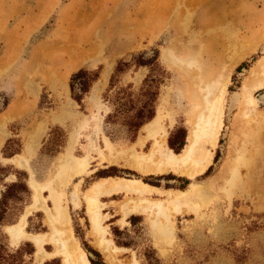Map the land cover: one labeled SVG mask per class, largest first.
Wrapping results in <instances>:
<instances>
[{"label":"rangeland","instance_id":"1","mask_svg":"<svg viewBox=\"0 0 264 264\" xmlns=\"http://www.w3.org/2000/svg\"><path fill=\"white\" fill-rule=\"evenodd\" d=\"M241 50L248 54L230 69L223 126L203 172L192 179L173 173L142 174L125 163L100 160L103 136L115 151L139 155L148 153L159 139V135L147 138L138 147L135 143L146 137L148 123L131 133L122 124L105 122L112 106L103 94L117 62L124 60L129 66L116 76L110 96L126 89L128 98L137 102L145 79L158 80L152 84L157 91L154 118L165 131L166 150L174 153L168 147L169 138L185 136V145L175 154L179 155L202 111V88ZM164 52L181 67L166 61ZM154 59L160 66L156 72L149 67ZM138 60L145 65L137 66ZM261 62L264 0H0V199L4 185L13 182L26 183L29 190L14 191L7 199L2 232L8 248L30 244L34 252L25 255L28 263L55 259L65 264L62 256L38 254L33 243L26 239L16 243L6 232L34 204L30 182L50 181L55 192L63 193L62 206L70 217L74 240L82 250L83 244L96 250L105 264H148L147 250H152L158 264H264V86L253 91L254 104L245 103L242 95L245 83L252 86L255 78L264 80V71L251 78ZM99 67L97 82L79 106L70 97V76L79 69L96 72ZM8 110L12 112L9 117L5 115ZM9 141L18 153L7 158L14 150ZM28 148L34 149L31 155L26 153ZM68 148L74 158L88 155L89 165L61 188L53 175ZM204 152L201 140L193 158L200 159ZM223 165L227 169L224 176L220 173ZM111 166L119 178L98 180L94 175ZM232 168L237 172L233 177L228 172ZM119 179L137 180L153 188L145 198L160 202L165 215L154 209L123 217L120 204L141 196L120 193L100 198L105 238L122 249L108 259L99 246L100 234L86 214L84 195L95 184ZM194 184L200 190L198 207L176 211L179 192ZM74 192L77 209L71 204ZM48 193L44 191L42 197L53 214ZM129 216H136L135 225L128 222ZM24 230L32 235L52 233L42 207L27 215ZM115 230L120 232L118 238ZM116 240L130 246H118ZM42 249L50 255L56 246L44 243Z\"/></svg>","mask_w":264,"mask_h":264},{"label":"bare ground","instance_id":"2","mask_svg":"<svg viewBox=\"0 0 264 264\" xmlns=\"http://www.w3.org/2000/svg\"><path fill=\"white\" fill-rule=\"evenodd\" d=\"M247 50H249V48ZM245 51L246 50H241L236 56L234 55L235 57L233 56L234 58L232 61L229 60V65H224V67H222V69L216 73L212 79L207 80V84L204 88L199 86V84L202 83L201 81L199 82L198 91L201 92L200 88H202L205 93L202 98L203 108L195 118L188 139V145L181 154L175 155L174 153L170 152V150H166L163 147L165 143V131L159 126L157 119H154L151 123L144 127L146 131V137H144V139L138 140L137 143H135V145L139 147L142 145V142H144L145 139L159 135V139L156 140L154 147L150 149L148 153L139 155L134 151L131 154H127V150V152L125 150L114 151L109 140L104 137L103 149L98 152L100 160L109 164L122 162L135 168L142 174L161 175L165 173H173L192 179L199 173L203 172L211 162V152L209 151L215 148L223 126V99L229 83L230 69L248 54V52ZM165 53L166 52L163 54V58L166 61L180 66L175 58L171 56L167 57ZM183 63L186 64L184 61ZM263 71L264 62H261L257 64L253 72H251V78L256 77L258 74H260V72ZM255 79H251L252 81H256V83L254 81L255 84H252L251 86V83L247 82L242 88V95L245 103L247 104H254V99L251 97L253 91L259 90L264 86L263 79ZM201 140L204 141L205 152L200 159H195L193 158V150ZM33 152L34 149L32 148H28L26 151L27 155H31ZM88 157L89 156L87 155L85 158L78 159L69 155L66 159H64L58 165L57 170H55V177L53 175V178L57 181L56 183H58L61 188H64L75 176L84 173L89 165ZM25 165H27V163ZM228 172L232 175V177L237 175V172L234 168ZM220 173L223 176L227 174L226 165H223ZM30 184L34 192V204L26 208L25 214L21 216L20 220L16 224L6 227V231L10 238L16 243L21 239L30 241L34 244V246L37 247L38 254L43 253L45 256H53L56 254L62 256L64 258L65 264H90L85 253L73 238L70 217L66 208L62 206L63 193L55 192L50 187V181L42 185H38L31 181ZM78 185L79 184H77L76 187ZM195 185L196 184L191 185L186 192H179L180 197L174 203V209L176 211L183 207L188 209L191 207L193 210L198 207L196 200H198L197 198L200 190L198 186ZM44 191L49 192L48 198L52 201L53 214H51L49 210L45 208L46 199L42 197V193ZM148 191H154V189L137 180L119 179L116 181H111L110 183L107 182V184H97L85 194L84 200L86 203V214L92 223V228L94 231H97L100 234L99 246L106 254L108 259L113 258L114 251L122 249L117 248L112 244L111 241L105 238L106 231L101 225L103 216L100 213V198L109 197L120 193L138 195L142 197L145 196L146 192ZM71 203L75 209L79 208L78 197L77 193L75 192L72 195ZM38 207H42L47 216V222L52 229L51 234L32 235L24 230L26 216ZM154 209H156L160 214L163 213V207L161 206L160 202L149 201L144 197L138 201L130 200L120 204V210L123 217H126L128 214H141L147 211L151 212ZM163 215H165V213H163ZM44 243L54 244L56 246L55 252L51 253L50 255H46L42 249Z\"/></svg>","mask_w":264,"mask_h":264},{"label":"trees","instance_id":"3","mask_svg":"<svg viewBox=\"0 0 264 264\" xmlns=\"http://www.w3.org/2000/svg\"><path fill=\"white\" fill-rule=\"evenodd\" d=\"M136 65L143 66L145 65V62L143 60H138L136 62ZM128 66L129 63L124 60L117 62L113 74L111 75V78L109 80V87L106 90V92L103 94L104 99L108 103L111 100V106H112V110L109 114H107L105 118V122L110 124H116V123L122 124L127 127V130L129 132L137 133L145 124L151 122L155 116V102L157 98V91L152 90V84L155 81L158 82V80H154L151 77L145 79L146 80L145 86L143 87L139 95L141 100L137 102L131 99V97L128 98L130 94L129 93L127 94L126 89L120 90L114 96V98L111 97L109 91L113 87L116 76L123 73ZM149 67L153 72L160 70L159 68L160 66L159 64L156 63V59H154V61L149 63ZM241 68L243 67L242 66L239 67V69ZM99 69L100 67L97 69L96 72L87 71L85 69H79L77 72L73 73L70 76L68 83L70 97L79 106H81L84 96L90 91L92 86L97 82L99 78V73H98ZM162 72L164 73V71ZM159 79L161 82L162 78ZM118 95L121 96L123 95V96L119 97ZM4 106H6V103L4 104ZM10 143L11 145H9V147H11V149H14L12 147H14L15 143L9 141L7 144ZM184 145H185V136L183 134H181L179 138L173 137V138H169L168 140V147L174 152V154H178ZM17 150L18 149H14L13 151H11L12 152L11 154H7L8 155L7 158H10L12 155L17 154L18 153ZM114 170L116 171V167L111 166L108 169L98 170L97 172H95L94 175L97 176L98 180L105 178H119L120 176L117 175ZM0 171H2V168H0ZM15 174L26 176L25 172L15 171ZM143 182L151 186H154L153 184H150L146 181ZM4 187L6 189L0 199V264H31V262L28 263L25 260V255L31 256L34 252L31 245L24 244L23 246L18 247L16 250H10L8 248V245L6 244L7 236L2 232L3 226H5L7 223L6 214L9 209L7 207V199L9 198L10 195H12V192L14 191L29 193V190L27 188L26 183H23L21 181L13 182L10 183L9 185H4ZM135 218L136 216H129L128 222L131 225H135ZM113 234L116 238H118L120 232L115 230ZM116 244L124 248L130 246L128 242H119L118 240H116ZM83 250L86 252L90 264H105L101 258V255L96 250L89 247L87 244H83ZM144 256L146 257L148 264H158V260L153 256L152 250H147ZM43 264H59V263L55 259H53L50 262H44Z\"/></svg>","mask_w":264,"mask_h":264},{"label":"crops","instance_id":"4","mask_svg":"<svg viewBox=\"0 0 264 264\" xmlns=\"http://www.w3.org/2000/svg\"><path fill=\"white\" fill-rule=\"evenodd\" d=\"M12 114V112L10 111V110H8L6 113H5V115L7 116V117H9L10 115ZM155 119V118H154ZM152 122V121H151ZM150 122V123H151ZM149 124V123H148ZM103 138H104V136H103ZM103 140V139H102ZM113 149V148H112ZM114 150V149H113ZM115 151V150H114ZM70 152H71V149L70 148H68V150L66 151V156H65V158L64 159H66L69 155L71 156V154H70ZM73 157V156H72ZM63 159V160H64ZM77 184H79V183H77ZM76 184V185H77ZM75 185V186H76ZM97 184H95L94 186H96ZM94 186H92L91 188H93ZM78 187V186H77ZM76 187V188H77ZM74 194V193H73ZM114 195H117V194H114ZM113 196V195H112ZM84 197H85V195H84ZM109 197H111V196H109ZM145 198V196H142V198ZM146 199V198H145ZM147 200V199H146ZM85 201V200H84ZM151 201H153V200H151ZM71 202H72V200H71ZM101 202V201H100ZM72 204V203H71ZM85 205H86V203H85ZM86 207V206H85ZM46 215V214H45ZM27 217V216H26ZM7 232V231H6ZM8 234V233H7ZM9 235V234H8ZM42 235H46V234H42ZM48 255V254H47Z\"/></svg>","mask_w":264,"mask_h":264}]
</instances>
